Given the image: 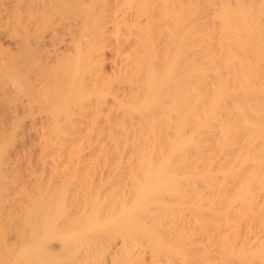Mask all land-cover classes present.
I'll use <instances>...</instances> for the list:
<instances>
[{
  "label": "bare ground",
  "instance_id": "1",
  "mask_svg": "<svg viewBox=\"0 0 264 264\" xmlns=\"http://www.w3.org/2000/svg\"><path fill=\"white\" fill-rule=\"evenodd\" d=\"M0 264H264V0H0Z\"/></svg>",
  "mask_w": 264,
  "mask_h": 264
}]
</instances>
